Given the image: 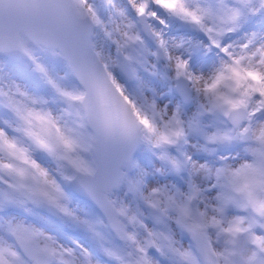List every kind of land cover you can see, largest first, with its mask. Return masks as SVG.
Instances as JSON below:
<instances>
[{"label":"snow or ice","instance_id":"6c2138e0","mask_svg":"<svg viewBox=\"0 0 264 264\" xmlns=\"http://www.w3.org/2000/svg\"><path fill=\"white\" fill-rule=\"evenodd\" d=\"M106 5L0 0V264H264V0Z\"/></svg>","mask_w":264,"mask_h":264},{"label":"rangeland","instance_id":"374dc122","mask_svg":"<svg viewBox=\"0 0 264 264\" xmlns=\"http://www.w3.org/2000/svg\"><path fill=\"white\" fill-rule=\"evenodd\" d=\"M94 2L101 8H105L106 0H94ZM122 2L126 3V0H122ZM130 14L135 18L134 12H131ZM165 14L161 12V16H164ZM153 24H155L157 27L159 26L157 21H153ZM175 26V29L173 31V34L179 33L185 34V36L190 35H198L201 36L202 33H198L195 30H192L187 27V30H183L182 28H177L176 24L172 25ZM172 28V27H171ZM177 32V33H175ZM150 43V42H149ZM152 47L154 48L155 45L152 44ZM18 66L20 67L21 71L17 73L16 78L21 80L22 82L26 83L30 90L34 92H40V93H50V89L47 88L40 80L39 78L31 72L30 65L27 63V61H21L16 62ZM65 83H68L67 81ZM70 192V188L68 189ZM74 197V196H73ZM72 207L75 208V210L82 216H88L92 219H97L101 212L88 200L84 199H72ZM37 219L40 223L44 224V226L49 230L57 234L60 239H62L65 243H68L70 245L73 244V241L79 242L84 247H87L92 251L94 256L103 262V264H111L110 261H107L106 257L103 255L102 249L100 248L99 244L97 243L96 239L92 236L91 233H89L87 230L77 227L71 224V222L67 221L66 219L62 217H54V216H48L45 214L37 213L34 217ZM67 231V232H66ZM101 256V257H100ZM103 258V259H102Z\"/></svg>","mask_w":264,"mask_h":264},{"label":"bare ground","instance_id":"6f19581e","mask_svg":"<svg viewBox=\"0 0 264 264\" xmlns=\"http://www.w3.org/2000/svg\"><path fill=\"white\" fill-rule=\"evenodd\" d=\"M159 25V24H158ZM160 26V25H159ZM175 29V26L171 28V33L173 34V31ZM177 33V32H175ZM182 37H184L185 39H191L193 41H197V40H204L206 39L203 34L201 36H198V35H190V36H185V34H181Z\"/></svg>","mask_w":264,"mask_h":264},{"label":"water","instance_id":"95a60500","mask_svg":"<svg viewBox=\"0 0 264 264\" xmlns=\"http://www.w3.org/2000/svg\"><path fill=\"white\" fill-rule=\"evenodd\" d=\"M75 190V189H74ZM75 191H77V190H75ZM77 193H79L78 191H77ZM80 195H82V196H84V197H86L84 194H82V193H79ZM86 198H88V197H86ZM89 199V198H88Z\"/></svg>","mask_w":264,"mask_h":264}]
</instances>
